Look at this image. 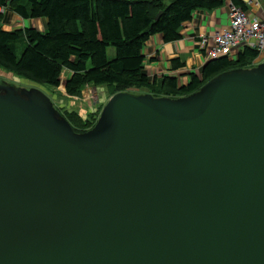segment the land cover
I'll return each instance as SVG.
<instances>
[{
	"label": "water",
	"instance_id": "1",
	"mask_svg": "<svg viewBox=\"0 0 264 264\" xmlns=\"http://www.w3.org/2000/svg\"><path fill=\"white\" fill-rule=\"evenodd\" d=\"M0 264H264V58L83 133L0 79Z\"/></svg>",
	"mask_w": 264,
	"mask_h": 264
},
{
	"label": "trees",
	"instance_id": "2",
	"mask_svg": "<svg viewBox=\"0 0 264 264\" xmlns=\"http://www.w3.org/2000/svg\"><path fill=\"white\" fill-rule=\"evenodd\" d=\"M0 0V5L24 20L46 19L43 32L34 28L4 31L0 27V69L37 85L57 89L62 73L63 99L79 98L87 87L106 88L110 97L128 89L147 90L154 97L179 98L197 91L214 76L232 69L253 67L259 52L243 49L235 60L219 58L206 62L198 74L191 73L186 86L163 77L158 91L144 71V44L154 35L164 43L181 38L180 30L194 11L211 12L225 0ZM232 5L247 9L243 0ZM161 13L159 18L156 15ZM3 18L0 16V24ZM27 46L19 58L15 45ZM109 49L113 55L109 56ZM175 67L182 66L177 61ZM50 95H55L52 90ZM104 97V95L102 96ZM54 105V104H53ZM100 105V104H99ZM97 105L82 116L66 105L54 107L75 133L91 129L99 116ZM92 106V105H91ZM95 106V105H93ZM102 107V106H101Z\"/></svg>",
	"mask_w": 264,
	"mask_h": 264
},
{
	"label": "crops",
	"instance_id": "3",
	"mask_svg": "<svg viewBox=\"0 0 264 264\" xmlns=\"http://www.w3.org/2000/svg\"><path fill=\"white\" fill-rule=\"evenodd\" d=\"M225 1L226 3L223 7L211 12L194 11L191 20L182 25L180 30L181 38L179 40L164 43L161 35H154L144 44L142 49L144 71L149 84L155 85L154 89L156 91L159 90L160 83H164L163 77L176 79L179 87L186 86L189 82V75L191 73L198 74L199 70L206 64L203 50L200 46L201 38L204 35L212 38L229 24L228 7L231 0ZM2 21L0 27L4 31L34 28L39 32H43L47 23L46 19L43 18L24 20L10 11L6 13ZM108 53L111 57L113 50L109 49ZM174 61H177L182 66L175 67ZM3 74L6 75V73ZM68 74L66 71L62 73L64 79L62 84H64ZM88 89L97 90L94 87H87ZM60 92L64 94L63 91ZM145 92L147 91L136 92V94Z\"/></svg>",
	"mask_w": 264,
	"mask_h": 264
},
{
	"label": "built area",
	"instance_id": "4",
	"mask_svg": "<svg viewBox=\"0 0 264 264\" xmlns=\"http://www.w3.org/2000/svg\"><path fill=\"white\" fill-rule=\"evenodd\" d=\"M243 1L247 9L229 4V24L224 30L212 38L205 35L201 38L200 46L206 62L219 58L235 60L246 48L259 52L257 58L264 56V0ZM6 13V8L0 5V16L3 18Z\"/></svg>",
	"mask_w": 264,
	"mask_h": 264
},
{
	"label": "rangeland",
	"instance_id": "5",
	"mask_svg": "<svg viewBox=\"0 0 264 264\" xmlns=\"http://www.w3.org/2000/svg\"><path fill=\"white\" fill-rule=\"evenodd\" d=\"M226 3V1H225ZM224 3V5H225ZM3 22V21H2ZM2 24V23H1ZM13 30V29H12ZM27 46V44H25L24 42H22V40L18 41L15 45V55L17 58L20 57L22 51L24 50V48ZM264 56L257 58V60H262ZM0 79L6 81L7 83H10L12 85H14L17 88H32V87H36L39 90H41L44 94H46L47 96L50 97V99L52 100L53 104L56 107H60L63 105H66L69 109L72 110H78L79 113H81L82 116H85L83 112H88L89 110L93 108V111L95 109V107L97 105L100 106V110L99 113L102 109V107L104 106L105 102L111 97L107 96V89L105 88H97V90H87V87H91V86H87L82 92H81V96L79 98H72V99H67V98H63L61 99V97L57 94L60 91H63L64 93V88H63V77L61 78L62 82L60 84V86L57 89H52L51 87L47 86V85H37L34 83H31L25 79H22L18 76L13 75L12 73L0 69ZM6 73V75H4L3 73ZM11 74V75H10ZM95 88V87H94ZM96 89V88H95ZM52 90L55 91V95H50V92H52ZM142 90H136V89H128L127 92L136 94V92H141ZM143 91H147V90H143ZM61 93V92H60ZM62 94V93H61ZM63 96H65V94H62ZM104 95V97H102ZM85 98V99H84ZM88 98V99H87ZM92 105V106H91ZM95 105V106H93ZM102 106V107H101ZM83 111V112H82Z\"/></svg>",
	"mask_w": 264,
	"mask_h": 264
}]
</instances>
